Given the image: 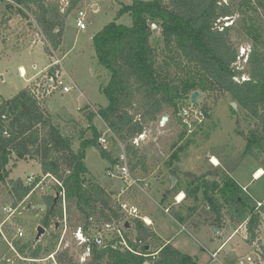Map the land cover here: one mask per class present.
Wrapping results in <instances>:
<instances>
[{
  "label": "trees",
  "instance_id": "trees-1",
  "mask_svg": "<svg viewBox=\"0 0 264 264\" xmlns=\"http://www.w3.org/2000/svg\"><path fill=\"white\" fill-rule=\"evenodd\" d=\"M62 1L67 2L64 11H61ZM80 2L9 0L0 12V24L9 13L27 19L29 12L50 48L57 50L62 43L65 21ZM258 5L261 0H132L129 5H123L116 18L127 15L130 25L113 21L92 37L95 58L109 76L101 87L108 104L99 107L97 115L113 136L122 141L140 136L145 123L155 121L165 108L177 114L180 106L189 102L190 95L199 91L215 98L229 97L244 113V120L256 121L257 128L249 133L247 148L264 155V47L256 17ZM236 14L238 17L225 25ZM152 24L159 29L162 45L152 44L155 29ZM236 27L253 42L245 71L238 69V49L231 40ZM44 51L49 50L46 47ZM55 70L57 66L50 67L47 77H53ZM242 73H246L247 79H240ZM35 92L29 86L12 98L0 97V186L12 198V207L25 202L34 184L28 185L21 178L11 179L9 175L18 161H33L40 166L42 175H49L60 184L53 186L54 196L43 198L46 209L41 225L45 229L53 226L52 239L57 243V218L62 220L65 216L68 221L66 215L75 212L73 227L81 229L86 238L81 246L89 249V256L81 264H144L150 259L142 255L154 252L157 255L151 264H195L194 257L160 242L140 218L124 217L113 194L86 177L89 147L97 146L100 156L114 170L118 159L98 146L100 133L91 125L90 137L81 132L74 151L72 138L61 134ZM202 109L206 114L207 107L203 105ZM137 115L139 118L135 119ZM93 117V113L88 115L90 123ZM185 134L186 128L180 138ZM142 158L136 165L142 164V173H146ZM180 192L185 194L183 200L169 208L171 217L180 225L192 229L214 227L220 231L227 222L236 221L243 224L245 241L249 245L255 242V232L264 220V200L260 205L254 203L252 196L231 177L209 180L206 176L190 178L186 174L171 189L174 195ZM61 193L65 215L62 208L57 210L58 204L63 205ZM113 222L121 224L128 248L119 243L116 234L102 245L93 242L92 231ZM53 246L46 247V255L54 252ZM16 247L26 258L40 257L38 243H16ZM260 257L264 259V253ZM56 260L58 264H79L66 248L56 252Z\"/></svg>",
  "mask_w": 264,
  "mask_h": 264
},
{
  "label": "rangeland",
  "instance_id": "rangeland-1",
  "mask_svg": "<svg viewBox=\"0 0 264 264\" xmlns=\"http://www.w3.org/2000/svg\"><path fill=\"white\" fill-rule=\"evenodd\" d=\"M131 1L81 0L65 21L62 43L57 50L50 48L29 12H26L27 19L9 13L0 24V97L9 99L25 87L34 88L35 95L47 109L52 122L60 127L61 132L67 135L69 127L73 128V136L69 133L68 137L73 140L74 151L80 142L79 134L82 132L89 138L90 125L94 126L100 137L106 140L104 144H100L98 139V146L118 161L114 170L112 165L100 156L97 146L89 147L85 158L88 170L86 177L98 182L107 193H112L114 201L127 202L138 209L140 216L149 217L154 222L153 229L161 238L160 242L169 240L174 249L194 257L195 264H239V259L247 256H251L254 262L246 264H264V259L260 257L264 253V220L255 232L257 235L255 242L249 245L245 241L243 224L236 221L234 224L227 222L225 229H222L223 232L213 238L208 227L192 229L187 226L186 230L169 215L171 213L169 208L174 207L175 197L179 194L171 193L170 177L175 178L173 186L175 187L186 174L190 178L206 176L209 180H219L223 176L232 177L240 187L244 186L243 191L252 196L254 203L258 205L264 200V155L256 149L247 148V138L249 133L257 128L256 121L244 120V113L238 106L236 109L231 106L229 97L215 98L201 92L197 98V106L205 105L208 111L204 113L205 118L199 126L184 127L182 122H179V112L176 114L165 108L155 121L144 124L140 136L122 141L113 136L97 115L99 107L108 104L101 87L109 80V76L95 58L92 37L113 21L130 25L127 15L116 17L121 7L129 5ZM5 2L9 1L0 2V12L5 9ZM60 6L61 11H64L67 2H60ZM257 8L259 38L264 47V0H261V5ZM79 11L85 14L86 27L82 30L76 26ZM237 17L236 14L225 25L231 24ZM0 19L2 20L1 16ZM30 27L40 35L39 40ZM159 36V29L155 28L152 44L162 45ZM231 40L238 49V69L245 71L247 55L253 42L239 27L231 33ZM46 47L48 53L44 51ZM55 60L59 61L55 66L58 67L61 76V85L71 87L67 93L62 92L61 85L47 92L49 86L46 73L50 67H55L53 65ZM20 67L24 69L25 74L20 75ZM240 79H247L246 73H242ZM90 113L94 114L91 123L88 118ZM130 113L132 114L133 110H130ZM164 117L167 120L162 122ZM138 118V115L135 116V119ZM184 128L186 134L181 139ZM140 157H143L146 173H142V164L136 165ZM213 158L217 160V164L211 163ZM132 165L136 167L130 170ZM120 168L124 169V174L119 171ZM258 170H262L263 174L255 179ZM29 175L44 177L37 163L18 161L9 178H21L25 181ZM44 184L50 185L51 189L32 191L25 202L17 205V211L9 216L3 214L2 209L12 206L13 201L0 186V220L7 219L4 225L5 235L16 249V243L22 245L33 242L36 227L42 226L41 221L46 207L44 210H37L34 206L44 205L45 196L55 195L53 189L55 184L52 179L45 178ZM61 208L62 214L65 215L64 204H58L57 210ZM165 208H168L169 214L164 211ZM74 214L66 215L68 221L57 218V235L59 234L57 243L56 239H52L53 226L46 229L38 242L41 246L40 257L46 256L44 250L47 246L55 244L54 252L66 248L79 264L87 259L89 255H85L86 249L84 250L78 243L75 236L78 228L73 227L74 219L77 218ZM229 214L233 217L232 212ZM117 226L121 227L115 222L109 224V228H105V225L99 226L92 231V235L100 232L104 240L109 241L113 238V229ZM17 227L24 231V237L19 240L15 238ZM220 245L222 246L217 251V260L212 262L209 251L216 252ZM13 258L14 254L7 242L0 241V264H5L7 259H12L13 264H29Z\"/></svg>",
  "mask_w": 264,
  "mask_h": 264
},
{
  "label": "built area",
  "instance_id": "built-area-1",
  "mask_svg": "<svg viewBox=\"0 0 264 264\" xmlns=\"http://www.w3.org/2000/svg\"><path fill=\"white\" fill-rule=\"evenodd\" d=\"M5 1H9V0H5ZM84 17H85V14L84 12L82 11H79L77 13V17H76V26L79 28V29H85V22H84ZM59 64V61L58 60H55L54 61V66ZM59 71L58 70H55L54 72V76L53 77H50L48 78V80H50L51 84L49 86V89L47 88V92H51L52 90H54L57 86L61 85V81H60V77L59 76ZM55 79V80H54ZM75 87V86H73ZM71 89V87H67V86H62L61 85V90L63 93H67L69 92ZM179 118L181 119V122H182V125L184 127L188 126V127H191V126H199L203 123V120L205 118V115H204V111L202 109V107H199V106H193L191 104H185L184 106L180 107V110H179ZM106 142V140L103 138V137H100L99 138V143L100 144H104ZM118 170V169H117ZM116 170V171H117ZM120 172H122L124 174V169H119ZM44 177H38L36 175H29L25 181L28 185L30 184H34L33 186V189L32 191H35L37 189H41V190H49L51 189L50 185L48 184H44L45 182V178H50L52 179V181L54 182L55 185H59L60 184L51 176L49 175H43ZM57 197H59V194H56ZM61 197V201L62 203L64 204V194L61 193L60 195ZM184 198V194L181 192L179 193L176 197H175V204H178L179 202H181ZM19 206L21 204H18ZM258 205H260L258 203ZM119 206H120V212L122 214H124L125 217H137V218H140L144 224H147V220H145V218L141 217L139 215V212H138V209L127 203V202H119ZM17 208L18 206L16 207H12V206H8V207H3L2 209V213L5 214V215H12L14 214L16 211H17ZM164 211L167 213L169 210L168 208L167 209H164ZM7 219H4V220H1L0 221V236L2 237V239L4 241L7 242L10 250L13 252L14 254V258L13 259H17V260H20V261H23V262H28L29 264H58L57 260H56V252H52L48 255H46L44 258L43 257H39V258H36V259H31V258H26L24 257L23 255L19 254L17 252V250L13 247V245L8 241L7 239V236L5 235V229H4V225L6 223ZM64 221H65V217H64ZM121 225V224H120ZM105 228H109V224H106L105 225ZM114 230V234H116L117 237L120 238V244H122L123 246L127 247L124 239H123V229L122 227H116L113 229ZM76 239L78 241V243L81 245L83 243L86 242V238L85 236L83 235L82 231L80 228L77 229L76 231ZM24 237V231L17 227L15 229V238L16 239H22ZM103 241H104V238L103 236L101 235L100 232L97 233V235L94 236L93 238V242L96 244V245H102L103 244ZM116 244L114 243L113 244V247H115ZM128 248V247H127ZM221 247H219L216 252L212 253L211 254V257H212V262L216 261L217 260V251L220 250ZM85 255H89V249L86 248V251H85ZM142 255V254H140ZM156 255H157V252H154V253H151V254H143L142 256L146 257L147 259L149 258L150 260H146L145 262L151 264L155 258H156ZM13 260L12 259H7L5 261V264H13ZM254 262L252 257L251 256H247L245 257L244 259H239V264H246V263H252Z\"/></svg>",
  "mask_w": 264,
  "mask_h": 264
},
{
  "label": "water",
  "instance_id": "water-1",
  "mask_svg": "<svg viewBox=\"0 0 264 264\" xmlns=\"http://www.w3.org/2000/svg\"><path fill=\"white\" fill-rule=\"evenodd\" d=\"M152 28H155V24H152ZM30 29H31V31H32V33H34L35 35H36V39H40V35L38 34V33H36L35 32V30L32 28V27H30ZM50 84H51V82H50V80H48L47 81V86H50ZM201 95V93L199 92V91H195V92H193L191 95H190V97H189V103L191 104V105H193V106H197L198 105V102H197V98L199 97ZM231 106L234 108V109H236V106H237V104L236 103H234V102H232L231 103ZM167 120V118H162V122H165ZM170 181H171V186L173 187L174 186V184H175V178L174 177H170ZM56 197H57V195H56ZM35 207V209H37V210H44L45 209V206L44 205H38V206H34ZM58 225H57V223L55 224V227H57ZM127 227V223H125V228ZM210 231H211V233H212V236L213 237H215V236H217L219 233H222L223 232V230H220V231H218V229H216V228H214V227H212V228H210ZM45 232H46V229L45 228H43L42 226H37L36 227V235H35V238H34V241H33V244H36V243H38L39 241H40V239H41V237L45 234ZM144 264H149V263H147V262H144Z\"/></svg>",
  "mask_w": 264,
  "mask_h": 264
},
{
  "label": "crops",
  "instance_id": "crops-1",
  "mask_svg": "<svg viewBox=\"0 0 264 264\" xmlns=\"http://www.w3.org/2000/svg\"><path fill=\"white\" fill-rule=\"evenodd\" d=\"M20 75H23V74H25V71H24V69L22 68V67H20ZM70 129H68V132H67V135L66 134H63L62 132H61V130H60V132H61V134L63 135V136H65V137H68V136H70L69 135V133H71L72 135L71 136H73V134H74V130H73V128L72 127H69ZM59 129H60V127H59ZM70 131V132H69ZM232 178V177H231ZM234 180V179H233ZM235 181V180H234ZM235 182H237V181H235ZM238 183V182H237ZM241 187H244V186H241ZM165 209H167V208H165ZM167 214H169V211L167 212ZM170 215V214H169ZM171 216V215H170ZM141 217H143V218H145V220H147V224H145V226H147V227H149V228H151L152 230H153V232L156 234V236L159 238V239H161L160 237H159V235L156 233V231L153 229V224H154V222L149 218V217H147V216H141ZM173 218V217H172ZM174 219V218H173ZM176 221V220H175ZM177 222V221H176ZM178 223V222H177ZM179 224V223H178ZM180 225V224H179ZM180 226H182V225H180ZM182 227H184V226H182ZM185 229H186V227H184ZM210 229V228H209ZM187 230V229H186ZM197 232V231H196ZM211 235H212V233H211ZM213 237V236H212ZM216 237V236H215ZM214 238V237H213ZM169 240H167V241H162L163 242V244H170L169 242H168ZM223 245V244H222ZM222 245H220V247L222 246ZM209 255H211L212 253H214V252H210L209 251Z\"/></svg>",
  "mask_w": 264,
  "mask_h": 264
},
{
  "label": "bare ground",
  "instance_id": "bare-ground-1",
  "mask_svg": "<svg viewBox=\"0 0 264 264\" xmlns=\"http://www.w3.org/2000/svg\"><path fill=\"white\" fill-rule=\"evenodd\" d=\"M211 163L213 164H217V160L215 158L212 159ZM263 174L262 170H258L255 173V179H258L261 175Z\"/></svg>",
  "mask_w": 264,
  "mask_h": 264
}]
</instances>
